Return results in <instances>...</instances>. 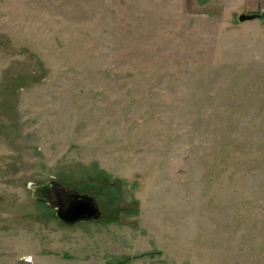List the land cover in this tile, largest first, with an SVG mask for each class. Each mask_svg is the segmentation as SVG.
Returning <instances> with one entry per match:
<instances>
[{"label":"rangeland","instance_id":"1","mask_svg":"<svg viewBox=\"0 0 264 264\" xmlns=\"http://www.w3.org/2000/svg\"><path fill=\"white\" fill-rule=\"evenodd\" d=\"M0 264H264V0H0Z\"/></svg>","mask_w":264,"mask_h":264},{"label":"water","instance_id":"2","mask_svg":"<svg viewBox=\"0 0 264 264\" xmlns=\"http://www.w3.org/2000/svg\"><path fill=\"white\" fill-rule=\"evenodd\" d=\"M256 17V13L243 12L239 15V20L245 21ZM53 184V181H46L40 182L37 185H32V196L45 202H50L53 198ZM58 196L60 199L59 202H57L55 215L63 222L75 224L81 221L99 219L102 216L103 212L97 200L90 194L71 191L69 200L66 203L62 202L60 194H58Z\"/></svg>","mask_w":264,"mask_h":264},{"label":"crops","instance_id":"3","mask_svg":"<svg viewBox=\"0 0 264 264\" xmlns=\"http://www.w3.org/2000/svg\"><path fill=\"white\" fill-rule=\"evenodd\" d=\"M249 1V0H248ZM247 11L249 12V13H256V12H258L257 11V9H256V6H249V7H247ZM243 13V12H242ZM247 13V12H246Z\"/></svg>","mask_w":264,"mask_h":264},{"label":"flooded vegetation","instance_id":"4","mask_svg":"<svg viewBox=\"0 0 264 264\" xmlns=\"http://www.w3.org/2000/svg\"><path fill=\"white\" fill-rule=\"evenodd\" d=\"M52 192H53V191H52ZM56 196H57V195H56ZM54 197H55V194H53V198H54ZM53 198H52V199H53ZM63 198H64V197H63ZM63 198L61 197V199H62V202H65L66 200H65V199H63ZM52 199H51V200H52ZM59 199H60V197H59ZM59 199H58V201H57V202H59ZM65 203H66V202H65Z\"/></svg>","mask_w":264,"mask_h":264},{"label":"trees","instance_id":"5","mask_svg":"<svg viewBox=\"0 0 264 264\" xmlns=\"http://www.w3.org/2000/svg\"><path fill=\"white\" fill-rule=\"evenodd\" d=\"M257 14V16H262L263 15V13L261 14V13H256Z\"/></svg>","mask_w":264,"mask_h":264}]
</instances>
